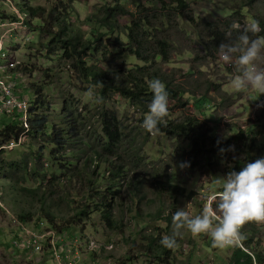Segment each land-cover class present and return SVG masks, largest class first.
<instances>
[{
    "label": "rangeland",
    "instance_id": "obj_1",
    "mask_svg": "<svg viewBox=\"0 0 264 264\" xmlns=\"http://www.w3.org/2000/svg\"><path fill=\"white\" fill-rule=\"evenodd\" d=\"M140 3L138 8L133 0H0V23L21 22L9 34L0 31L8 35L2 52L8 58L0 60V66L8 68L11 61L17 65L0 73L34 104L37 90H43L41 103L32 107L35 111L27 122L24 113L2 112L0 104V131L21 127L10 138L0 134V264L47 260L14 250L9 235L18 230L12 217L51 223L48 215L71 235L84 234L96 243L97 250L85 255L83 264L229 263L234 248H214L209 236L194 238L184 230L175 249L165 248L160 241L172 234L178 209L192 216L201 214L205 197L223 190L224 178L235 164L252 162L244 144L250 139L247 136L264 149V94L236 92L231 86L239 74L235 59L231 64L223 62L218 50L239 35L233 31L231 40L226 38L233 22L243 26L264 20V0L255 5L245 0H192L182 15L165 10L157 0ZM116 6L128 12L117 18L121 28L139 19L150 27L153 40L144 54L153 60L151 64L127 52L123 30H103L104 8ZM27 8L43 11L33 17ZM58 17L66 20L63 28L68 34L63 38L54 20ZM94 28L104 37L99 43H88ZM214 33H220L217 40L212 38ZM71 38L79 41L80 54L68 49L66 40ZM160 42L167 45L165 50ZM84 44L91 50L84 52ZM157 55L161 58L155 59ZM81 61L94 73L160 70L173 89L185 93L168 105L170 121L194 118L206 137L213 131L212 136L225 144L243 133V140L225 155L195 157L191 138L152 135L142 127L149 104L140 107L110 93L102 97L99 88L84 79ZM107 117H114L118 128L112 149L106 146ZM42 118L46 128L34 133L30 123ZM56 136L62 139V148L56 146ZM182 163L187 166L182 168ZM105 197L113 201L111 229L103 220ZM242 232L252 234V249L264 253V224L249 223Z\"/></svg>",
    "mask_w": 264,
    "mask_h": 264
},
{
    "label": "trees",
    "instance_id": "obj_2",
    "mask_svg": "<svg viewBox=\"0 0 264 264\" xmlns=\"http://www.w3.org/2000/svg\"><path fill=\"white\" fill-rule=\"evenodd\" d=\"M165 10H170L177 15L184 14L191 5L192 0H157ZM249 5H255L260 0H245ZM168 2V3H167ZM133 3L140 8L141 3L140 0H133ZM168 4V5H167ZM105 12L103 17L101 18V26L105 33L111 32H119L123 30V34L127 39V48L129 49L127 52L130 55L137 58V60L144 63H152L153 60L148 59V57L144 54L145 47L152 42V34L151 29L147 25L146 22L142 21L143 19L133 21L130 26L121 28L117 23V18L119 16H124L128 14L125 8L116 6V7H105ZM33 17H36L40 11H43L42 8H27L26 9ZM45 11V10H44ZM62 17V11H60ZM54 14H52V17ZM38 17V16H37ZM61 17L54 18L55 22L60 24L61 30L59 32V38H63V36L67 35L66 27L63 28V25L66 20ZM260 23L261 29H264V20H257ZM91 24V23H90ZM93 30V29H92ZM94 33L90 35V39H88V43H99L104 34L100 32L98 29L94 28ZM220 33H214L213 39L217 40V37ZM259 35L264 36V31L259 33ZM107 37V36H106ZM92 39V40H91ZM67 45H69L68 49H71L73 54H80V49H77V45L79 44L78 40L75 38H71L70 40H66ZM160 47L163 50L167 48V45L164 42H160ZM83 51L91 50L89 44H84ZM94 50V49H93ZM96 49L94 50V52ZM161 58V55H157L155 59ZM82 66L81 72L83 73V77L86 80H89L94 86L99 88V94L104 97L106 94H113L120 96L122 98L128 99L135 104H138L140 107H146V104H149L152 100V92L149 88V82L154 79L161 80L165 86L166 90L169 93V104L174 101H179L182 99V96L185 93L180 92L179 90L173 89L174 85L169 80L168 76L164 75L160 70H149L145 68H135L134 70L128 71V73H121L120 75H114V73H105L102 71H98L94 73L87 67L86 62H80ZM42 89L39 88L37 90V98H35V104H40L39 96L42 93ZM196 104L198 102H195ZM168 104V105H169ZM32 106V107H33ZM169 108V106H168ZM35 108H31L29 111L33 113ZM205 115V114H204ZM166 122L159 125L160 134L172 137V138H191V142L193 143V149L195 152V157L200 154L205 157L210 156H222L225 155L227 151L221 152V149H229V146H236L240 141L243 140V133H240L233 139L227 141V143L223 144V142L217 138L213 137L211 131L210 135L207 137L201 133V129L198 126V121L194 118L186 117L185 120L181 123L170 121L168 117L165 118ZM31 127H33L34 133L42 132L44 128H46V120L41 119L37 121H32L30 123ZM105 135L108 139V144L106 145L108 149H112L114 143L118 141V128L116 125V119L114 117H107L105 122ZM40 127V129L38 128ZM21 127L15 126H7L4 130L0 131L1 135H5L10 138L13 136V131L16 129H20ZM53 132V130H52ZM29 133V132H28ZM46 133V131H45ZM196 134V137L193 135ZM18 138V134H16ZM248 139L245 141V147L248 150V154L251 155V161L254 162L257 159L264 158L262 154H264L263 147H258L255 138H252L251 135L247 136ZM55 143L58 148L63 147L62 139L56 136ZM18 141V139H17ZM219 142V143H218ZM250 163V162H248ZM247 163L237 162L235 164L233 171H240ZM119 171H121L119 169ZM114 178V177H113ZM111 198V197H110ZM103 205V220L107 227L110 229L113 228L112 223V214H113V201L108 200V198H104L101 202ZM52 224H54L59 231H68L59 228L54 221V218L51 215H48ZM21 222L32 223L34 221L31 220L30 216H21L19 218ZM42 221V220H41ZM40 222V221H39ZM252 234L246 235V240L243 242V248H234V251L231 255L230 261L228 264H253L254 258L259 264H264V253L257 252L252 249V245L254 244V239ZM244 249V250H243ZM18 251V250H17ZM20 252V251H18ZM22 254L27 255V252H20ZM254 256V258H253Z\"/></svg>",
    "mask_w": 264,
    "mask_h": 264
},
{
    "label": "clouds",
    "instance_id": "obj_3",
    "mask_svg": "<svg viewBox=\"0 0 264 264\" xmlns=\"http://www.w3.org/2000/svg\"><path fill=\"white\" fill-rule=\"evenodd\" d=\"M232 31L225 33L231 40L232 32H238L235 42L222 43L218 50L223 62L233 63L237 72L231 86L236 92L254 90L264 94V36L259 35V21L246 25L233 22ZM152 100L148 113L143 119L142 127L150 134L160 132L159 125L165 123L169 115V93L165 84L157 79L149 82ZM219 143V142H218ZM224 151H234V146ZM182 168L186 163L180 165ZM201 214L192 216L183 208L173 214V231L165 235L160 243L168 249L179 247L177 238L183 236L184 230L199 237L209 236L212 246L218 249L243 248L246 236L242 229L249 223L264 224V158L247 163L240 171L226 174L223 190L210 193L205 197Z\"/></svg>",
    "mask_w": 264,
    "mask_h": 264
},
{
    "label": "built area",
    "instance_id": "obj_4",
    "mask_svg": "<svg viewBox=\"0 0 264 264\" xmlns=\"http://www.w3.org/2000/svg\"><path fill=\"white\" fill-rule=\"evenodd\" d=\"M12 9L18 12L16 7ZM18 15L23 19L20 12H18ZM17 24H21V22L18 21L12 24H6V21H4V23L1 22L0 31L9 34L15 31L18 27ZM7 37L8 35H2L0 32V54L3 52V40ZM1 55L0 60L8 58V55L5 53ZM16 67L15 61H11L8 68L0 66V71L15 69ZM8 78L9 77H5L0 73V104L2 106V112H22L24 113L23 121L27 122L33 102H29L28 99L21 96L17 92L16 86L13 83L7 82ZM13 143L14 142H11L10 145ZM11 220L18 226V230L15 233L11 232L9 235L12 248L20 252H27V255H31L32 257L43 256L47 260H44L42 264H83V257L89 253H95L97 250L96 243L88 240L84 234L81 236H74L68 231H59L54 224L46 220H42L38 223L21 222L17 221L14 217H12ZM110 247L111 248L107 250H111L113 245H110ZM253 264H259L255 258Z\"/></svg>",
    "mask_w": 264,
    "mask_h": 264
}]
</instances>
